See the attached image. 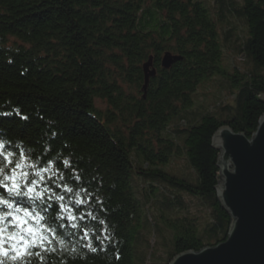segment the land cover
<instances>
[{
	"label": "trees",
	"instance_id": "trees-1",
	"mask_svg": "<svg viewBox=\"0 0 264 264\" xmlns=\"http://www.w3.org/2000/svg\"><path fill=\"white\" fill-rule=\"evenodd\" d=\"M216 3L223 11L227 0ZM234 3L244 68L227 62L223 14L202 0H0V140L13 162L23 151L22 163L47 167L46 186L65 197L46 213L64 217L52 223L57 236L45 233L56 251L33 247L43 259L25 257L31 264H170L227 239L233 219L218 196L214 136L228 125L251 138L264 115V0ZM167 52L182 56L169 69ZM151 56L157 75L145 96ZM222 76L234 103L195 111L200 84ZM182 150L190 177L170 169ZM159 246L170 249L162 261ZM9 257L0 260L20 264Z\"/></svg>",
	"mask_w": 264,
	"mask_h": 264
},
{
	"label": "water",
	"instance_id": "water-1",
	"mask_svg": "<svg viewBox=\"0 0 264 264\" xmlns=\"http://www.w3.org/2000/svg\"><path fill=\"white\" fill-rule=\"evenodd\" d=\"M182 56L164 54L162 67L171 68ZM146 96L157 75L153 56L144 64ZM221 151L218 196L233 222L226 240L175 256L170 264H264V115L253 137L222 126L214 136Z\"/></svg>",
	"mask_w": 264,
	"mask_h": 264
},
{
	"label": "snow or ice",
	"instance_id": "snow-or-ice-1",
	"mask_svg": "<svg viewBox=\"0 0 264 264\" xmlns=\"http://www.w3.org/2000/svg\"><path fill=\"white\" fill-rule=\"evenodd\" d=\"M0 150H3L0 151V165H2L0 166V192H6L7 196L11 197L9 199L0 194V256L9 257V251H11L10 259L14 261L19 259L20 264H31L30 259H25V257L36 256L43 259L39 251L33 252L31 250L33 247L38 246L45 252L56 251L55 249L45 248L44 245L52 242L49 235L51 237L58 235L57 228L52 227V223L58 219H64V217L56 214L48 217L46 213L52 206L49 201H53V198H55L54 202H62L65 197L46 186L44 173L49 171L47 167L22 163L25 160L23 151L17 154L18 158L13 162L10 159L13 152L5 150L3 140H0ZM64 164L67 165L68 161H64ZM9 165L13 166L8 167ZM5 168H8V171H5ZM24 168L31 171H20ZM58 178L63 179L62 176ZM47 179L51 180L52 177H47ZM56 187H63L69 194L79 195L67 184H58ZM67 207L66 204H60L61 211ZM68 219H75V217H68ZM80 219H83V217H80ZM36 221H39V224ZM100 223L102 224L103 221H100ZM72 226L78 227L75 224ZM9 230L11 231L8 239L15 241V243H10L6 250L2 246L3 234L9 232ZM45 233L49 235H45ZM84 235L87 236L88 233L85 232ZM89 247L91 248V245ZM91 250L96 251L95 248H91ZM0 264H3L2 260H0Z\"/></svg>",
	"mask_w": 264,
	"mask_h": 264
},
{
	"label": "rangeland",
	"instance_id": "rangeland-1",
	"mask_svg": "<svg viewBox=\"0 0 264 264\" xmlns=\"http://www.w3.org/2000/svg\"><path fill=\"white\" fill-rule=\"evenodd\" d=\"M202 1H205L212 8L213 13L217 15L216 17H218V20H220L221 17L219 14H223V21L220 20L219 25L223 42H225V39L227 40V42H225V55L227 62L231 61L233 64L241 63V60L244 59V55H238L237 50L238 47H241L244 42L246 27L243 21L236 16L233 6L230 4V1H235V3L240 6L243 3V0H227L223 11L221 9L219 10L216 0ZM239 65L241 68H244L243 64ZM230 91L231 88L229 87V81L224 79V76L220 77V79L214 78L209 80L208 82H205L204 84H200L198 92L195 95V111H199L201 106L208 107L210 105H214L217 100L223 98H225L224 100H227L228 103H234L235 95L230 93ZM97 105L103 109L107 108V103L101 99L97 100ZM172 158V163L170 164V169L172 171L180 176L190 177V174L193 175V170L189 166L188 160L184 154V150H182V153L180 155L175 154ZM181 197L184 200L188 201L187 204L190 208V211L196 210V206L190 202L192 199L188 195H186L185 193H181ZM149 214L154 215L158 214V212H156V209H152ZM151 238L152 242H155L156 236L152 235ZM169 244L170 241H167L166 246H169ZM169 250L170 249L167 247L159 246L156 250V257L159 258L158 260L165 259Z\"/></svg>",
	"mask_w": 264,
	"mask_h": 264
}]
</instances>
